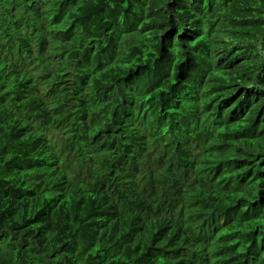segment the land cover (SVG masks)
I'll return each instance as SVG.
<instances>
[{"label": "trees", "instance_id": "obj_1", "mask_svg": "<svg viewBox=\"0 0 264 264\" xmlns=\"http://www.w3.org/2000/svg\"><path fill=\"white\" fill-rule=\"evenodd\" d=\"M262 128L264 0H0V264H264Z\"/></svg>", "mask_w": 264, "mask_h": 264}, {"label": "clouds", "instance_id": "obj_2", "mask_svg": "<svg viewBox=\"0 0 264 264\" xmlns=\"http://www.w3.org/2000/svg\"><path fill=\"white\" fill-rule=\"evenodd\" d=\"M254 95H255V93H254ZM248 96H252V95H247L246 97H248ZM216 111H214V113ZM263 134H264V128H262L261 130L256 131V135L255 136L237 135V136H234L233 138H235L237 141H239V142L244 144V146H245V148L243 149L244 156L249 154V153H254L255 154L254 155V157H255L254 162L257 161L258 159H260V160L262 159L260 165L262 167V171H263V174H264V157L260 158L258 156V154H257V148L264 145V143L261 140L264 137ZM254 143H256L257 145H254ZM222 146L225 149H227L229 147L228 144H224ZM219 217H220L219 215H213L212 218L217 222L218 225L222 226V228L224 226H227V225L229 226L228 221H227L226 218H219ZM222 222H225V223L223 224ZM222 228L219 229V230H215L217 235H219L221 233ZM250 244H251V242H249V243L245 242V243H243L242 248H240V250H243V254H244L246 260L249 258V252L245 248L247 246H249ZM236 256H237V254L234 255L235 258H236Z\"/></svg>", "mask_w": 264, "mask_h": 264}, {"label": "bare ground", "instance_id": "obj_3", "mask_svg": "<svg viewBox=\"0 0 264 264\" xmlns=\"http://www.w3.org/2000/svg\"><path fill=\"white\" fill-rule=\"evenodd\" d=\"M35 73H36V72H35ZM201 78H202V77H201ZM34 80H35V79H34ZM197 81H198V80H197ZM195 83H196V82H195ZM189 86H190V85H189ZM191 88H192V87H191ZM192 89H193V88H192ZM188 90H189V89H188ZM183 92H184V91H183ZM187 92H188V91H187ZM175 94H177V93H175ZM182 94H183V93H182ZM182 94H181V93H178V95H176V96H179L178 98H182V97H183ZM187 94H189V92L186 93L185 95H187ZM180 96H181V97H180ZM240 112H241V111H240ZM237 117H238V116H237ZM127 118H128V117H127ZM127 122H128V121H127ZM128 124H129V123H128ZM128 124H127V125H128ZM129 127H130V126H129ZM160 147H161V146H160ZM165 149H166V148H165ZM162 153H163V152H162ZM185 155H186V154H185ZM185 155H184V156H185ZM165 156H166V155H165ZM162 157H163V156H162ZM169 158H170V157H169ZM199 158H200V157H199ZM202 161H203V160H202ZM149 162H150V161H149ZM194 162H195V161H194ZM171 163H172V162H171ZM184 163H185V162H184ZM204 163H205V162H204ZM161 164H162V163H161ZM184 166H185V165H184ZM227 166H228V165H227ZM197 170H198V169H197ZM230 170H231V169H230ZM186 173H187V172H186L185 170H183L180 174L184 177V176L186 175ZM201 174H202V173H201ZM206 176H207V175H206ZM204 177H205V176H204ZM228 178H229V177H228ZM179 179H180V178H179ZM200 179H201V178H200ZM246 182H247V181H246ZM246 182H245V184H247ZM216 184H217V183H216ZM216 184H215V185H216ZM218 185H219V184H218ZM218 185H217V186H218ZM220 187H222V186H220ZM220 187H219V188H220ZM217 190H218V189H217ZM223 192H224V191H223ZM216 195H217V194H216ZM226 195H227V194H226ZM263 204H264V203H263ZM211 225H212V224H211ZM230 227H231V226H230ZM209 231H210V230H209ZM206 240H207V239H206ZM204 245H205V244H204ZM201 248H202V247H201Z\"/></svg>", "mask_w": 264, "mask_h": 264}]
</instances>
